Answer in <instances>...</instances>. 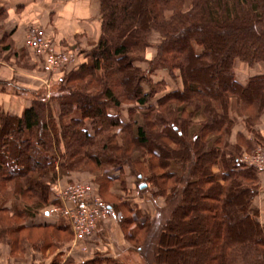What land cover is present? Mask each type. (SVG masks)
Listing matches in <instances>:
<instances>
[{
	"label": "trees",
	"instance_id": "obj_1",
	"mask_svg": "<svg viewBox=\"0 0 264 264\" xmlns=\"http://www.w3.org/2000/svg\"><path fill=\"white\" fill-rule=\"evenodd\" d=\"M188 1L191 6L185 9ZM100 3L102 36L90 62L61 80L55 96L47 99L42 94L21 117L0 109V189L11 186L25 204L23 209L15 206L0 209V213L10 212L20 220L33 218L48 205L50 185L57 182L61 171L85 160L97 168H108L122 163L121 152L146 149L153 156L151 169L168 167L160 185L163 193L171 181L180 198L163 225L155 250L157 264H264V226L252 205L258 193V172L244 168L236 155L239 147L225 140L235 124L232 110L239 108L244 116L254 108L257 117L264 110V78L242 85L234 72L237 59L248 64L264 61V0ZM5 14L0 0V22ZM154 33L162 39L158 64L172 73L180 70L184 85L182 91L159 100L158 108L149 106L157 89L144 91L150 71L143 72L135 65L139 52L149 46L148 36ZM7 50L10 47L4 48ZM214 80L216 86L207 92L205 87L210 88ZM124 96L145 109L141 121L124 124L119 116L110 115V109L127 101ZM55 102L60 106L59 122ZM195 114L204 121L193 124ZM254 119L251 115L247 120L250 130ZM157 122L166 128L161 133L153 127ZM118 128L125 135L124 146L111 135ZM105 180L111 181L109 177ZM205 200L217 202L212 205L213 214L195 216L200 205L210 207ZM125 208L132 215V210ZM127 222L136 223L132 216ZM207 222L211 227L205 229ZM138 225L149 232L153 227L148 222ZM25 228L68 229L49 224Z\"/></svg>",
	"mask_w": 264,
	"mask_h": 264
},
{
	"label": "rangeland",
	"instance_id": "obj_2",
	"mask_svg": "<svg viewBox=\"0 0 264 264\" xmlns=\"http://www.w3.org/2000/svg\"><path fill=\"white\" fill-rule=\"evenodd\" d=\"M97 1L101 16V35L99 36H102L101 3L100 0ZM190 6L191 2L188 1L185 9H189ZM39 11L41 12L37 16L40 19L37 21L30 20L29 27L25 30L24 44L39 54L43 59V65H34L26 60L22 54L19 55V52H16L17 50L13 39L14 33L9 35L6 30L10 19V14L7 10L5 19L0 22V70L2 64L6 63L7 65L12 64L18 73L10 81L0 78V94L28 100L31 103L30 108L42 94H46L47 99L55 96L58 90H60L61 80L67 79L72 72L77 71L82 65L89 63L90 54L97 48L101 39L100 37L99 41L90 44L86 50H83L81 46H58L55 38L58 30L54 25L57 22L59 23V21L53 23V21L48 20L46 7L45 10L41 7ZM29 13H26L24 18L27 19V17H30ZM35 31H40L45 38L47 42V50L45 51L47 52L39 53L36 49L28 46L27 41L32 32ZM1 38H5L6 40L2 41ZM148 42L149 46L144 52H139L135 65L143 72L148 73L150 71L144 91L151 93L154 88L157 89L149 106L158 108L159 100L163 97L170 93L183 90V76L180 70L172 73L168 67L158 64L157 58L161 55L160 47L162 46V39L159 34H150L148 36ZM7 46L10 47V50L4 51V48ZM195 48L197 53H201V48L197 46ZM49 50L52 53L48 52ZM85 51H89V53L85 54ZM57 56H69L70 62L56 65L52 59ZM80 57L85 60V63L82 65L77 62ZM215 62L218 68L221 67L219 59ZM236 62L246 69L237 67L236 70H238L239 74L244 75L243 73H245L247 75L246 72H248L249 74L258 75L251 79L256 77L264 78V61L248 64L241 59H237L234 62V72ZM153 64L155 67H153ZM45 69H49L51 73H46ZM70 69L71 71L69 72ZM215 82L216 80L210 84V88L205 87V90L207 92L212 90L216 86ZM22 86L25 88H22ZM123 99L127 101H124L119 108L110 109V115L119 116L124 124H131L136 119L141 121L145 109L141 110L142 108H139L135 101L127 99L126 96ZM5 114L14 116L11 113ZM54 114L57 122H59L60 106L57 102L54 103ZM251 115L255 117L254 121L250 122L253 127L252 130L247 127V120ZM257 115L258 112L254 108L247 110L244 116L240 115L239 108L238 111L235 109L232 110L231 116L235 124L231 134L225 140H228L231 146L239 147L240 152L236 155L243 160L244 168L255 169L258 172V193L252 205L253 209L259 212L258 222L264 226L261 222V213L257 206L258 204L256 203L264 195V187L261 184L260 178L264 170L246 165L248 161L253 163H258L259 161L264 165V152H260L264 151V137L261 132V127L264 128V110L258 117ZM194 116L193 124L198 125L204 121L202 116L197 114ZM87 124L88 128L91 129V122L88 121ZM60 127H62L61 124ZM153 127L155 131L160 133L166 129L165 127H160L158 122ZM241 128L244 130V134L250 137L249 140L244 139V135L238 133ZM111 135H115L119 145L124 146L123 137L125 135L121 129L113 130ZM248 141H251V143ZM61 148L62 153L66 154L67 150L64 143L61 144ZM120 154L121 158H123L121 160L122 163L115 166L101 169L97 168L93 162H87L85 160L78 167L61 171L58 175L57 182L50 185L48 205L41 208L33 218L20 220L19 218H15L10 212L5 214L0 213V233L2 232L0 246L5 245L10 247L11 255L17 264H83L94 260L100 261L97 264H110L107 263L109 262L108 260L117 262L118 264H157L155 250L157 245H159L158 242L163 225L171 217L175 206L180 203V198L174 194V183L171 181L166 183L167 191L163 193L160 185L163 183V177L169 173L168 167L163 168L161 166V168H157L156 170L151 169V164H153L154 160H152L153 156H150L146 149L140 152L127 151L124 154L127 158L124 157L123 152ZM187 169L189 171L188 167ZM213 170L218 173L216 167ZM153 174H156V176ZM138 175H142L143 179H139ZM107 177L111 179L110 182L105 180ZM142 185L146 187L142 189ZM178 187L181 190L184 188L183 185ZM68 192L85 196L92 203L106 205L110 208V210L108 209L109 215L98 219L97 225L92 224L88 228H85L88 231L87 235L83 234V230L82 233L76 232L78 223L74 219H69L68 216L60 220L53 218L58 213L61 214L59 209H62V196ZM200 196L199 194L196 195L197 198H200ZM205 201H207L205 203L210 205V207L207 206L205 208V206L200 205L194 213L195 216L199 215L203 217L204 215L205 217L209 213L213 214L214 209L212 205H216L217 202L213 200ZM24 203L28 204V201L25 200ZM15 206L23 209L25 204H23L21 199L16 198L13 188L10 186L4 189V191L0 189V209H11ZM125 206L132 210V215L127 211ZM47 211L53 214L52 219L47 217ZM131 216L136 223L127 222ZM38 218L43 219V224L64 226L68 229L58 231L57 229L50 228L35 230L25 228L35 227L38 224L39 220H36ZM147 222L153 225L150 232L147 231V228L139 229L138 224ZM104 225L116 227L119 230L122 244H118L115 237L113 238L110 233L102 231ZM210 227V223L207 222L205 229ZM106 240L110 245L105 242ZM22 245H25L23 249ZM172 247L179 246L173 245ZM37 254H41V258Z\"/></svg>",
	"mask_w": 264,
	"mask_h": 264
},
{
	"label": "crops",
	"instance_id": "obj_3",
	"mask_svg": "<svg viewBox=\"0 0 264 264\" xmlns=\"http://www.w3.org/2000/svg\"><path fill=\"white\" fill-rule=\"evenodd\" d=\"M1 6H3L10 14L6 30L9 35L14 33L13 39L17 50L16 52H19V55L22 54L26 60L30 61L34 65H43V59L36 51L25 46L24 35L25 30L29 27V22L40 19L37 15L41 12L39 11L41 7L44 10L46 7L48 20L53 21V23L59 21V23L57 22L54 25L58 30L57 33L55 31V38L58 46H81L83 50H86L90 44L99 41V38L101 37L99 36L101 35V16L97 0H1ZM29 11L32 12L29 13ZM26 13L30 14V17H27V19L24 18ZM85 52V54L89 53V51ZM77 62L82 65L85 63V60L80 57ZM237 67L244 70L246 69L241 67L237 62L235 63V73L237 79L244 85L247 84L249 79L252 77L258 76L252 73L249 74L248 72H246L247 75L243 73L245 76L241 73L239 74L238 70H236ZM45 72L51 73L49 69H45ZM16 74H18L17 70L14 69L12 64H2L0 70V78L2 80L10 81ZM23 87L24 86H22V88ZM30 106L31 103L28 100L0 94V108L5 113H11L14 116L21 117L24 112L30 108ZM261 128V132L264 137V128ZM238 133L244 135V139H250V137L244 134V130L242 128L239 129ZM260 178L261 184L264 187V173L261 174ZM256 203L258 204L257 206L261 213V222L264 224V195H262V199H259ZM40 219H36L37 221L39 220L37 225H42L44 223L43 219ZM103 228L104 229H102V231L110 233L113 238L115 237L118 244H122L121 235L116 227L104 225ZM105 242L109 244L107 240ZM37 256H40L41 258L42 255L37 254ZM14 262L15 260L11 255L10 247L1 245L0 264H15L16 262Z\"/></svg>",
	"mask_w": 264,
	"mask_h": 264
},
{
	"label": "built area",
	"instance_id": "obj_4",
	"mask_svg": "<svg viewBox=\"0 0 264 264\" xmlns=\"http://www.w3.org/2000/svg\"><path fill=\"white\" fill-rule=\"evenodd\" d=\"M28 46L36 49L39 53L40 52H47V42L45 38L42 36L40 31L32 32L31 36L27 41ZM48 52L52 53L51 50ZM56 65L66 64L70 62L69 56H57L56 58L52 59ZM264 152V151H260ZM264 163V162H263ZM247 166L249 167H256L259 169L264 170V165L258 161V163L247 162ZM62 209L60 208L59 211L61 212L57 214L56 217H53L51 212H46L48 218H55L56 220H60L63 217H69V219H74L76 223H78L76 227V232H81L83 230V234L87 235V230L90 225L94 224L97 225V220L101 219L102 217H107L109 215L110 208L102 203H92L90 199L86 198L85 196L76 195L72 192H68L62 196Z\"/></svg>",
	"mask_w": 264,
	"mask_h": 264
},
{
	"label": "water",
	"instance_id": "obj_5",
	"mask_svg": "<svg viewBox=\"0 0 264 264\" xmlns=\"http://www.w3.org/2000/svg\"><path fill=\"white\" fill-rule=\"evenodd\" d=\"M146 186L145 185H142L141 188L144 189Z\"/></svg>",
	"mask_w": 264,
	"mask_h": 264
}]
</instances>
